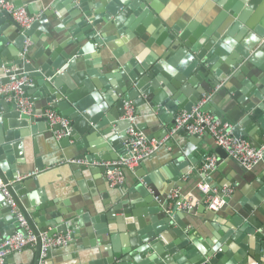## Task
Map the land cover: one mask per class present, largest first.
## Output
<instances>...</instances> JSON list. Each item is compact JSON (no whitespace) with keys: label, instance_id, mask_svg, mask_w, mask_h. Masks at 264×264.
Listing matches in <instances>:
<instances>
[{"label":"crops","instance_id":"0c3cea01","mask_svg":"<svg viewBox=\"0 0 264 264\" xmlns=\"http://www.w3.org/2000/svg\"><path fill=\"white\" fill-rule=\"evenodd\" d=\"M12 1L25 7L29 5L30 13L37 16V20L45 11L49 12L41 28L29 37L31 39L29 52L37 56V60L42 58L47 60L49 56H57L61 51L71 49L76 45V40L85 38V30L88 26L94 25L92 19L96 17L94 13L96 7L115 6L114 0H74L73 9H70L72 4H66L65 0ZM238 3L242 4L244 9L252 7L250 17H255L257 14H259V20L264 17V0H257L255 4H252L250 0H235V4ZM84 5H88L87 11L83 9ZM130 5V3L120 5L121 11L114 12L106 20H102V15L100 16L98 26L107 37L111 38L108 46H102L101 53L97 49L92 54V61L99 60L100 67L97 65L88 70L89 67L86 64H79V70L76 72L81 85L78 84L75 87L81 89L82 96L90 103H95L94 105H107V112L110 114L116 112L115 102L119 99L117 87L121 82V79H117L121 76L119 68L112 69V64L117 62L115 51H118L125 60H131L132 68L140 69L141 62L147 58H151L156 66L161 63L154 77L168 84L174 81L179 84L178 87L184 88L187 86L188 77L195 74L201 66L196 59L200 47L209 40L213 41V45L220 52H227L238 45L234 37L236 33L234 27L238 21L228 13H224L214 0H151L150 3L144 2L143 8L131 5L127 14L122 13V10L124 12ZM258 10L260 12H257ZM221 13L224 15L222 16ZM151 16L168 27H171L176 20H183L186 24L196 22L202 29L198 34L193 35L195 41L189 47L177 48L178 52L166 48L162 56H157L144 45L143 41V39L152 38V34L159 29L153 25L152 19L149 20ZM6 18L0 9V28ZM10 28L11 26L5 31H0V39L5 38L6 35L3 32H8ZM138 29H142L141 39L140 36L130 37ZM164 38H168L166 32L161 39ZM199 42L201 45L195 49V43ZM7 45L12 48V53L15 52L12 40H7L5 46ZM140 54H142L141 59L137 61ZM249 68L250 72L257 76L256 79L264 77V50L256 58V63L251 64ZM178 76L185 78L180 82ZM247 80L248 77L243 76L237 81V85L223 81L219 84L221 87L215 86L214 92H221L217 95V106L223 109L225 105H232L244 99L246 92L249 91L245 84ZM258 82L260 83V80ZM29 83L32 84V80ZM249 83L253 85L252 81ZM223 84L226 87H233V91L222 89ZM38 99L40 102L43 100L42 97ZM130 104L138 129L147 137L153 138L158 137L164 129L170 133L174 124L171 121L175 120L179 112L178 110L176 114L167 111L162 113L152 108L149 103H144L140 107L135 106L134 103ZM36 105L37 107L34 101L33 107L40 111V104L36 102ZM261 109L257 117L249 119V126L255 132L264 123L263 105ZM45 110L43 108V111ZM56 111L60 114L58 109ZM0 116L2 118V115ZM32 125L37 126V123L34 122ZM23 131H27V135L14 138L13 143H10L11 147L18 144L16 148L23 155L22 163L11 164L14 176L36 172V175L29 177L28 180L32 183L27 189L29 193L26 192L36 202L35 206L44 220L62 217H74L78 220L74 227L68 229L72 232L70 244L52 249L48 254L47 264H104L107 256L112 255L113 244L122 246L124 241L134 239L132 235H135L136 231L154 229L166 224L165 214L158 212L161 206L160 200L151 196L150 188L143 194L141 187L145 188L147 184L143 181V177L137 176V173L140 176L149 177L150 184L159 195L179 190L186 196L192 194L198 198L194 208L178 209V220L173 221L171 227L174 229L181 227L186 239H195L201 246L206 244L209 247H215L216 251L225 248V253L218 257L219 264L227 261L233 264H264L262 247L264 237L258 240L244 230L247 227L264 226L263 159L256 166L249 168L243 177L231 168L229 163L233 161L226 159L220 166L217 164L218 156L210 143L214 146L217 144L211 134H204L198 145L188 154L186 152L180 154L186 142L183 140L187 133L179 130L163 137L166 138L164 144L142 161L145 167L141 168L139 163L130 171L125 170V183L122 188H112L105 176V171L100 169L102 166L82 165L87 169L80 170L76 163L69 161L76 158L74 138L61 145L64 137H58L54 130L37 131L33 134L29 127ZM82 136L78 138L81 137L79 141L84 146L83 151L87 157H92V148H97L98 151H102V154L105 153L108 141L101 133L95 136L86 134L84 138ZM14 150L12 147L15 154ZM179 154L181 159L177 157ZM213 155L217 160L215 167L210 170L211 175L204 180L199 178L194 182V171L202 172V164L207 157ZM182 168L190 170L177 182L171 181L172 176ZM199 182H207L218 189H231L230 196L236 198L234 207L227 205L226 208L223 206V209L221 207L218 210L207 209L197 189ZM172 187H174L173 190ZM119 201L122 203L117 209L116 205L120 203ZM35 220L41 222L40 217ZM17 226L19 225L14 217L8 219L0 210V237L2 230L14 232ZM128 226L136 230L131 231ZM164 233L167 234L166 242L175 246V236L167 231ZM251 251L255 252V256L250 253ZM35 255L36 244L10 254L7 262L8 264H33Z\"/></svg>","mask_w":264,"mask_h":264},{"label":"water","instance_id":"95a60500","mask_svg":"<svg viewBox=\"0 0 264 264\" xmlns=\"http://www.w3.org/2000/svg\"><path fill=\"white\" fill-rule=\"evenodd\" d=\"M85 1V0H84ZM141 1V2H140ZM151 0H114L113 4L109 8L96 7L94 13L95 19H92L94 25L88 26L85 30V38L82 40H76V45L71 49L61 51L57 56H49L46 60L42 58L37 60V56L29 52V50L22 56L24 47V41L26 38L32 36L37 29L41 28V24L44 23V18L48 15V11L40 15V18L35 21L30 28L24 30L13 19L12 15L5 10H1L6 15V20L3 22L0 31H5L11 26L8 32H3L5 38L0 39V86L10 83V78L15 76L16 78L26 77L32 80V84L26 83L21 88L26 92L28 96L40 104V111H37L34 107L31 114L23 113L16 103V101L5 102L4 96L0 94V177L8 184V188L17 202L21 212L27 219L34 233L38 236L36 243V255L33 264H39L40 252H41V239L39 234L42 232H48L52 235L59 231H67L71 227H74L78 220L74 217H62L54 218L53 220H44L41 216V212L37 209L36 202L28 194L31 185V181L28 178L22 180H16L20 175L14 176L11 171V164L22 163L23 155L20 150H17V145L12 146L15 150V154L12 151L10 143H13L14 138L27 135V131H23L30 127L33 134L37 131H50L61 129V125L56 124L51 126L48 118L44 116L43 108L58 109L63 117L70 120V133L64 136L61 145L67 143L72 138L76 141L74 151H76L75 159H96L104 162L118 161L126 153V140L128 138L127 130L130 126L136 128V123H132L129 119L125 118V105L127 103H134L135 106L140 107L144 103H149L155 110H160L162 113L170 112L176 114L179 110H190L204 94H207L209 99L203 105V111L211 113L217 119H220L223 123H230L234 126V137L240 139H246L252 146L260 148L264 147V123L256 132L249 126V119L255 118L262 111L261 106H264V77L253 75L250 72V65L256 63V58L264 50V17L260 18L259 14L255 17H250L251 8H242V4H235V0H214L220 6L224 13H228L238 22L236 23L234 30L235 38L238 41V45L235 48L229 49L227 52H220L213 45V41L209 40L204 46L199 48L201 42L196 44L195 49L199 48L197 61L201 66L195 74L190 75L187 79L186 87H178V83L172 81L168 84L164 81H160V78H155L154 74L158 72V66L154 65L155 62L151 58H147L141 62L140 69L132 68L131 60H125L118 51H115V57L117 62L112 64L113 68H119L118 76L121 79L119 86L117 87V95L119 99L115 102L116 112L110 114L107 112V105L100 104L99 106L90 103V101L82 96L81 89L75 87V85H81L77 78L76 72L79 70V64H86L90 70L93 67L99 66V60L92 61L93 52L97 49L102 50V46H108L111 38L107 37L103 30L100 29L98 24L100 23V16L102 20H106L108 16L113 15L114 12L121 11L120 5L130 3L132 7L141 6L143 3H150ZM252 4H255L257 0H250ZM66 4H72L70 9L75 6L74 0H65ZM138 2H140L138 4ZM30 4L29 2H27ZM138 4V5H137ZM17 6H22L16 4ZM36 5V4H35ZM48 6L47 4H44ZM122 10V13L127 14L130 10ZM30 13V6H26ZM33 8V7H32ZM88 5H84L83 9L87 11ZM220 9V10H221ZM257 12H260L258 10ZM261 12L263 10L261 9ZM224 13H221L223 16ZM32 14V13H30ZM107 14V15H105ZM220 15V16H221ZM220 18V17H219ZM218 18V19H219ZM152 23L159 29L152 34V38L144 40V45L151 49L157 56H162L163 50L166 48L169 50L177 51V48L189 47L194 43L195 36L200 32L202 28L196 22L185 23L183 20H176L170 27L159 23V19H154ZM261 26V27H260ZM142 29L135 30L134 35L130 37L143 36L140 34ZM164 32L168 34V38H164ZM8 36V37H7ZM113 38V37H112ZM12 40L15 52L12 53V48L8 45L5 46L7 40ZM170 40L172 41L170 43ZM168 43H170L168 45ZM168 45V47H166ZM13 48V49H14ZM164 50V51H165ZM108 52V51H106ZM178 52V51H177ZM165 53V52H164ZM142 54L138 55L137 61H140ZM251 73V74H250ZM243 76L248 77L245 81L246 87L249 89L246 92L244 99L238 100L234 104L225 105L223 109L217 106L216 99L220 91L214 92L215 86L221 82H230L232 85H237V81L241 80ZM184 76H178V80L181 82L184 80ZM253 82V85L249 83ZM224 85V84H223ZM222 85V89L233 91V87ZM221 87V85H220ZM42 97V102L40 98ZM4 98V99H3ZM39 100V101H38ZM109 101V100H108ZM110 103V102H109ZM125 119H123V118ZM167 121L169 119L167 118ZM37 123V126L32 123ZM175 120L171 121L174 123ZM41 123L45 125L42 126ZM23 129L22 131H20ZM12 130V132H11ZM187 134L184 136L183 142L185 144L181 148V153L187 154L194 149L199 141H201L203 135L190 134L184 130ZM101 133L103 137L108 141L105 146V153L98 151L97 148H92V157H87L83 151V145L79 141L81 137L86 134L95 136ZM168 130L164 131L155 139L160 140L168 135ZM213 137V136H212ZM149 139L153 137L148 136ZM214 138V137H213ZM215 140V138H214ZM211 147H214V151L217 153V164L220 166L224 160L229 159L233 162L229 163L231 168L238 174L245 177L248 169L243 166L237 159L230 156L227 151L217 145L214 146L210 143ZM178 155L181 159V155ZM176 155H174L175 157ZM264 160V149H263ZM143 161V160H142ZM140 162V167H145V164ZM80 170L87 169L85 166L77 164ZM101 170L106 167H100ZM190 169L182 168L172 176L171 181L177 182L182 178V175L186 174ZM130 171V169H126ZM131 173V172H130ZM211 175V171H202L193 173L194 182L204 180ZM137 176L143 177V181L147 184V187H141L143 194L148 192V189H152V197H157L161 202L158 212L165 214L166 224L156 227L154 229H141L136 231L135 235H132L133 240L124 241L122 246L113 244L112 255L107 256L104 264H219L218 259L220 254L225 253V248L221 251H216L215 247H209L204 244L201 246L195 239H186L182 233L181 227L174 229L171 227L173 221L178 220V208L173 207L168 198V194L159 195L155 188L150 184L149 177L144 175ZM28 180V181H26ZM174 186V185H173ZM174 187H172L173 190ZM223 188V187H222ZM28 193H27V192ZM220 196L224 200L222 209L227 205L234 207L236 198L234 196L226 195L220 192ZM148 200H151L148 198ZM5 202V203H4ZM118 207L121 205L119 201ZM224 206V207H223ZM0 210L5 213L6 217H14L10 212V206L6 203L5 197L0 193ZM157 212V213H158ZM11 214V215H10ZM37 217L41 218L40 221H36ZM15 218V217H14ZM16 219V218H15ZM64 219V220H63ZM17 221V220H16ZM51 227V229H49ZM131 231L136 229L132 226H128ZM20 229L14 232H8L2 230L0 242L6 237L12 236ZM248 234H252L256 239L264 237V226L247 227L244 229ZM175 236L176 244L171 246L166 242V233ZM252 237L250 238V241ZM264 249V245H262ZM255 256V252H250ZM224 261V260H223ZM222 262H220L221 264ZM222 264H233L227 261Z\"/></svg>","mask_w":264,"mask_h":264},{"label":"built area","instance_id":"2783aa9c","mask_svg":"<svg viewBox=\"0 0 264 264\" xmlns=\"http://www.w3.org/2000/svg\"><path fill=\"white\" fill-rule=\"evenodd\" d=\"M0 9L10 13L13 19L24 30L37 20V16L30 14L25 6H17L12 0H0ZM31 39L26 38L22 56L29 50ZM10 83L0 86V94L8 101H16L18 108L25 114H31L33 109V101L21 88L23 84H28L29 79L26 77L16 78L12 76ZM220 85L218 86V88ZM208 95L204 94L202 98L190 109L180 110L175 116L170 133L174 134L179 130H186L190 134L204 135L211 134L215 138L217 145L223 147L227 153L237 159L247 169L256 166L263 159L264 147H254L246 139L234 137V126L230 123H223L211 113L203 111V105L208 100ZM132 105H125L124 117L135 124V116L132 113ZM44 116L48 118L51 126L59 124L61 129L55 130L58 137H64L70 133V120L63 117L55 109L47 108L44 111ZM128 138L126 140V153L118 161L104 162L96 159H71V163L79 165H94L104 166L105 176L112 188H122L125 183V170L133 169L142 160L154 154L165 142L166 138L157 140L149 139L138 128L130 126L127 130ZM202 164L201 170H211L216 165V156H210ZM36 175V172H31L27 175L19 176L16 180H22L27 177ZM0 177V193L5 197L6 203L10 206L11 214L16 218L20 229L12 236L6 237L0 242V264H8L7 259L10 254L22 251L27 246L37 243L38 236L34 233L27 219L21 212L17 202L11 194L8 184ZM197 189L201 194V200L206 205L207 209L218 210L224 204L220 192L230 195L231 189H218L212 187L207 182H199ZM168 198L173 207L178 209H191L196 204V197L192 194L184 195L179 190H174L168 194ZM41 239V252L39 264H47L48 254L54 248L68 246L71 242L72 232L59 231L52 235L48 232L39 234Z\"/></svg>","mask_w":264,"mask_h":264}]
</instances>
